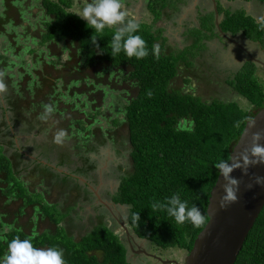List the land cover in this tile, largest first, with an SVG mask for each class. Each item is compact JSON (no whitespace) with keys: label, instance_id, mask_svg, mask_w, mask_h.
<instances>
[{"label":"trees","instance_id":"trees-1","mask_svg":"<svg viewBox=\"0 0 264 264\" xmlns=\"http://www.w3.org/2000/svg\"><path fill=\"white\" fill-rule=\"evenodd\" d=\"M75 1L42 0V6L50 20L43 22L42 29L35 30V37L39 38V47L30 48L26 53L31 55L35 64L41 61L45 64L50 63L49 69L58 70L57 75H54L56 78L52 77V72H48V76L42 75V79L49 87L39 104L37 103L40 100L32 96L33 88H36L35 90L41 88L38 87L40 81L38 73L33 78L31 74L25 72V67L21 66L23 69L18 70V64L11 63L7 56L0 54V61L4 59L0 63V83L4 85L0 91V111L4 118L0 128L9 130L13 127L19 139L15 141L16 135L11 134L6 144L9 150L13 148V158L5 153L3 145L0 146V176H5L4 183L7 184L5 192L2 191L5 184H2L3 187L0 185V204L4 206L8 201L19 199L24 201L26 196L30 198L28 201L33 205L32 208L38 204L34 195L42 193L40 188L38 191L35 188L31 189L25 180L19 179L15 168L22 164L21 159L26 155L23 150L34 149L29 147L36 132L32 125L34 119L39 122V114L45 113L46 103L57 110L56 119L62 118L68 123L79 124L80 134L88 131L93 135L96 132L97 138L104 144L107 139L100 136L102 129L105 128L111 135L113 130L117 129L123 142L126 141L124 138L128 139L132 150L129 170L120 178L113 200L125 206L130 234L144 239L160 249V252L183 249L189 253L198 234L209 220L210 198L221 170L230 161L233 148L238 143L247 122L264 108V85L257 73L258 64L253 60L246 61L230 80L234 91L250 102L251 110L242 108L237 102L202 100L192 92L179 88L181 59L176 54L178 51H172L170 48L171 51H166L165 44L158 43L160 37L154 25L165 17L164 8L167 6L165 4L162 6V0L148 2L152 22L140 21L141 28L138 34L145 39L149 49V55L141 60L135 57L128 58L123 51L112 56L111 39L116 26L106 27L103 33H96L75 11ZM3 2L5 6H13L17 0ZM218 5H221L220 0ZM219 11L224 15L221 26L226 33L235 37L240 36L245 41L255 42L264 48L262 27L264 19L259 21L242 9L228 12L223 8ZM213 17H203L199 26L201 31L207 33L206 29L209 28L210 37L218 35L215 32L217 28ZM195 30L196 27L191 28L188 38H194L197 42L199 40ZM94 39L97 40L99 47L93 43ZM52 43L64 44L69 53V59L65 64H60L64 50L50 52ZM153 45L159 46L158 59L152 54ZM41 48L42 52L39 51ZM21 51V48L17 50L19 54ZM47 52V57H50L51 53L56 56L53 58L55 60L45 62ZM23 73L27 75L25 80L22 78ZM123 73L125 75L121 76ZM107 75L109 78L113 77L110 79L114 82L129 83L128 87L124 88L130 93L128 102L123 107L124 120L119 117L110 120L108 111L101 109L106 103V95L102 88H97V85L104 84L115 88L113 83L106 81ZM120 77L123 79H119ZM59 82L64 85V89L60 91L57 90ZM134 82L137 91L135 94ZM148 93H151V96ZM77 94L83 96L81 98L83 100H71L72 104L65 103L69 100L66 96L73 97ZM64 97L66 98L63 99ZM118 98L121 100L122 97L119 95ZM50 115L52 112L47 118H50ZM100 115L108 124L111 121V125L109 124L111 128L96 123ZM237 123L239 127H236ZM179 128L190 130L180 131ZM79 133H74L77 138H80ZM98 144H89L95 155L90 154L82 158L84 166L74 170L87 174L86 180L90 178L89 174L101 165L97 158L106 145ZM37 158L38 160L25 158L29 160L27 169L40 181L48 180L47 168L52 169V166L42 165L39 161L40 156ZM14 159H18L17 162H14ZM222 161L226 164L222 165ZM27 169L24 168V172ZM54 173L49 174L50 177L54 176ZM79 179L81 178L75 177L71 187L75 188L78 185L80 190L92 193ZM64 182L70 184L65 179ZM174 193H179L182 200L188 201L189 206L196 204L200 207L206 217L205 222L199 226L188 221L178 224L165 211L152 208L154 202H163ZM46 202L55 210L46 211L45 224L49 227L37 232L38 235L32 241L34 246L41 248L58 246L64 251L66 264H133L129 259L127 237L123 238L103 219L97 224L93 222L92 229L76 239L69 228L73 227L75 220L83 217L82 209L76 212L74 218L70 216L73 208L65 211L56 203L47 200ZM133 213L140 214L139 222L133 220ZM66 219L69 221L68 226L65 225ZM42 220L38 219L40 222ZM3 227V222L0 221V260L7 251L6 241L17 236L21 239L28 238L32 234L19 229L4 232ZM235 264H264V208Z\"/></svg>","mask_w":264,"mask_h":264},{"label":"rangeland","instance_id":"rangeland-1","mask_svg":"<svg viewBox=\"0 0 264 264\" xmlns=\"http://www.w3.org/2000/svg\"><path fill=\"white\" fill-rule=\"evenodd\" d=\"M89 2L90 0H76L74 4V6L76 5L75 11L77 13H82L83 8ZM121 2L122 9L128 14L127 18H138L141 22H152V12L148 9L149 0H121ZM213 3L214 2L212 0H162V6L163 4L167 6L164 8V10L166 9L165 17L160 21L158 20L154 27H156L157 33L161 34L163 30L165 31L163 35L166 38H163V40L165 41L166 51H169L170 49L172 51H178L176 54L180 56L181 59L180 75L178 77V80L180 81L179 88H181V90L192 92L193 95L200 97L202 100L211 101L216 99L225 102H237L242 108L251 110L252 106L250 102L239 93H236L232 85H230V80L233 78L235 73L238 72L242 64L247 61H242L245 59V57H243L245 56L244 52H242L240 48H237L240 50L236 52L233 51L234 49L232 51L228 50L230 49L229 45L223 43H221V48L218 52V38L216 36H209V28L206 29L208 33L200 30L199 17L205 15L206 12H209V10L213 8L212 6L215 5ZM220 3L223 6H219V8H224L225 10H228V12L229 10L232 12L242 9L245 10L248 15L250 14L258 20L264 18V2H260L258 0H220ZM182 6H187L186 8L188 9L184 8L186 11H184L183 14H186V18H189V21H191L183 26L181 25L182 22L180 24L174 23L180 22V17L177 16L182 13L179 11ZM203 8H208L209 10L205 12L203 11ZM3 10L4 2L3 0H0V54L7 56L11 63L13 62L18 64V70H22L25 67V72L31 74L33 78L36 77V73H38L37 77L40 80L38 87L41 88H38L37 90H35L36 88H33L32 96L34 99L40 100L37 103L39 104L42 101L41 99H44V94H46V91H48L49 87L47 82L42 79V75L45 74V76H48L47 73L52 72L53 76H51L54 77V75L57 73L56 70H58V68L55 67L56 70L54 68L49 69V66L51 65L49 62L55 60L53 58L56 56L54 57L51 53H49L50 57H47V52L44 61L48 62L49 64H45L42 61L35 64V62L32 61L31 55L26 53V51L30 48L39 47V38L37 36L35 37V30L42 29L44 27L43 22L49 21L50 16L46 15L45 9L42 6V0H17L13 6H8L7 10ZM205 16L209 17L211 15L207 14ZM159 23L163 27L158 28ZM193 27H196L195 34L198 36L199 40L197 42H195L194 38H188V32ZM37 35L40 36L39 34ZM182 39H184L185 42H183ZM240 40L242 39L240 38ZM245 45L252 49L261 51V46L255 42H248V40H246ZM51 46L52 48L50 52L53 53L64 50L60 59V64H65L69 59V53L67 49H65L64 44L59 43V45H56L52 43ZM19 48L22 49L21 54L17 52ZM44 49L47 51L46 48ZM42 50L43 48H41L39 51L42 52ZM3 60H1L0 63L3 62ZM257 66L259 79L264 85V66L261 64ZM26 73H23L22 78L24 80L25 77L27 78ZM124 75L125 73H123L121 76ZM106 78V81L113 83L116 89L108 87L104 84L100 86L97 85V88H102L106 95V103L103 107H101V109L108 111V117L110 120L115 117H119L121 120H124L125 114L123 107L128 102L130 96L129 91H126L124 88H126V86L128 87L129 83H123L122 81L114 82L110 79L113 77L109 78L108 75ZM119 79H123V77H120ZM88 80L90 81V79ZM135 83L136 82H134V94L137 93L135 89ZM63 89V83H57V90L60 91ZM64 92L65 94L67 93L66 91ZM119 95L122 97L120 98L121 100L118 98ZM77 96L79 95L77 94L73 97L66 96L70 101L68 100L65 103L72 104L71 100H83L81 99L83 96ZM59 100L61 99L59 98ZM45 105L47 104L45 103ZM56 113L57 110L55 111L53 108V116L50 115V118L41 119L42 114H39V122H36L34 119L32 128H35L34 130H36V132L35 135H33L32 144L29 145V147H34V150H36V155L40 156L39 159H41L42 165L45 166L46 164H50L52 166V169L47 168L48 180L45 179V184H42L40 179L34 177L33 173L30 174L31 171L27 169L28 161L25 158L21 159L22 164L15 168L19 179L23 181L25 180L26 184L31 189L35 188V190L38 191L39 187H41L40 190H42V188L47 185L48 190L52 191V193L51 195L47 196V194L43 193L42 191L41 194L34 195L36 197L35 199L38 201V204H36L35 208H32L33 205L30 204L28 201L30 198L27 196L24 198L25 202L22 199H19L16 201L13 200L11 202L8 201V204L4 206L0 204V221L3 222L4 232H9L10 229H19L26 230L29 233H37L39 230L47 229L49 227V225L46 226L45 224L47 222L38 221V217H43L45 219L47 214L46 211L49 212L55 210L46 202V197H48V202L58 204L59 208L62 210L66 211L68 208H73V210L70 211V216L74 218L76 212H80L83 207V217L80 220H75V223L77 224L76 228L73 226L69 229L73 232L76 239L86 235L92 229L91 223L95 222V217H97L95 208H92L96 197L93 196V194L89 195V193L85 192L84 190H80L78 185L75 188H69V186L64 182V179L67 181V183H70V185H73L75 177L86 180L85 177H87V174L74 170H77V168H80L82 165L84 166L83 161H81L82 158H86L90 154L95 155L94 151H92L90 148V145L93 143H99L98 145H106L103 146L104 149L102 154H98L97 159L101 161V165L93 170L91 173L92 175H90V179L93 178V180H95V182L92 180V182H94V187L97 185V182H99V176H104V178L107 179V182L105 183L106 191L104 192V196L102 198L108 202L113 201V195L117 191L118 185L121 181L120 178L124 176L129 170V162L131 159L130 152L132 151L131 145L128 142V139L124 138L126 140L125 142H123V139L121 140V136L118 135L117 129H114L115 131L113 130L112 135L105 128L102 129L101 132L105 134L100 132V136H104L107 139L106 143L103 144L102 141L97 138L96 132H94L93 135H91V133L88 131L80 134L79 130L81 127H79V124H72L71 122L68 123L62 118L56 119ZM3 121L4 118L2 112L0 111V123H3ZM110 122L109 124L111 125ZM96 123H101V125L106 128L110 127L107 123V120L104 121L102 115H100V118L99 120L97 119ZM61 130L65 132V136L61 137L60 141L57 142L55 137ZM75 132L79 133L80 138L75 136ZM9 133L10 129L6 130V128H4V130H1L0 128V146L3 145L6 149L5 153L9 157L13 158V148L9 150V148L6 146L10 138ZM17 160L18 159H14V162H17ZM24 168L27 169L25 172ZM53 172H55L57 176L61 178L56 179V174L50 177L49 174H53ZM4 177L5 176L3 175L0 176L1 186L2 184H5ZM34 184L36 185L34 186ZM6 185L7 184H5L4 187L2 186V191L4 192L7 191ZM123 207L124 208H117L115 210V214L120 216V219L124 222V225H128V221L125 220L127 218V213L125 212L126 209L125 206ZM85 210H87V213ZM89 211L90 213H88ZM100 212L105 217L107 223L111 224V226L123 238L127 236L125 232L126 230H124L120 223L113 220V216L110 215L108 211H103L100 208L99 213ZM67 219L65 223L66 226L69 225V221ZM79 224H85V226L80 227ZM146 245L148 246L147 250L149 251V254L158 255L163 260L176 259L182 263L185 261L188 255V252L183 249H176L174 252H160V249L155 248L149 242H145V246ZM135 254L139 253L135 252ZM132 263L164 264L162 261L147 256H135L134 260H132Z\"/></svg>","mask_w":264,"mask_h":264},{"label":"water","instance_id":"water-1","mask_svg":"<svg viewBox=\"0 0 264 264\" xmlns=\"http://www.w3.org/2000/svg\"><path fill=\"white\" fill-rule=\"evenodd\" d=\"M216 10V26L222 35H226L221 27V18L217 0H213ZM231 42L244 48L234 38ZM245 49V48H244ZM251 55V54H250ZM253 61H259L251 56ZM264 64V62L260 61ZM264 131V108H262L245 126V129L234 146L228 175L221 170L213 187L208 213L209 220L198 234L192 250L184 262L176 259L163 260L158 255L149 254L164 264H235L248 235L254 227L264 208V184L256 182L257 177H264V164H251L250 149L253 145V134ZM264 144V140L260 141ZM235 179L237 185H231ZM229 187L236 190L235 201L228 198ZM127 235L129 229L123 224Z\"/></svg>","mask_w":264,"mask_h":264},{"label":"clouds","instance_id":"clouds-1","mask_svg":"<svg viewBox=\"0 0 264 264\" xmlns=\"http://www.w3.org/2000/svg\"><path fill=\"white\" fill-rule=\"evenodd\" d=\"M84 19L87 25H90L96 33H103L106 27L116 26V30L111 39V55L115 56L123 51L128 58L135 57L137 60L146 58L149 55V49L145 39L138 34L141 28V22L138 18H127L128 14L122 9L121 0H90L83 8L82 13H77ZM264 27V25H262ZM96 44L97 40L94 39ZM152 54L159 58V46L153 45ZM4 85L0 83V91ZM151 96V93H148ZM53 111L50 105H45V113L41 115V119H47V116ZM236 127H239L237 123ZM180 131L190 130L179 128ZM65 136V132L61 130L55 137L59 142L61 137ZM264 140V131H258L253 134V145L250 149L251 164H264V144L260 141ZM226 164V162H221ZM231 171L230 167H224L222 174L228 175ZM256 182L264 184V177H257ZM231 185H237L235 179L231 180ZM234 187H229L228 198L235 201L236 196ZM152 208L163 210L167 215L175 220L178 224L186 221L192 222L199 226L205 222V215L201 208L196 204L189 206L187 200H182L179 193H174L166 197L163 202H154ZM132 218L135 222H139L140 214L133 213ZM38 233L33 232L30 237L21 239L19 236L12 238L7 242V251L0 264H66L63 249L58 246L52 247H36L32 241Z\"/></svg>","mask_w":264,"mask_h":264},{"label":"flooded vegetation","instance_id":"flooded-vegetation-1","mask_svg":"<svg viewBox=\"0 0 264 264\" xmlns=\"http://www.w3.org/2000/svg\"><path fill=\"white\" fill-rule=\"evenodd\" d=\"M218 1V0H217ZM214 4V3H213ZM215 6V5H214ZM220 6H223L222 4L220 5ZM8 9V6H5L4 5V10L3 11H5V10H7ZM218 9H220L219 8V5H218ZM215 7H214V9L212 8L211 10H209V12H206L205 13V15H211V16H214L213 17V20H214V23H215V25H216V13H215ZM219 13H220V18L221 19H223V17H224V15L219 11ZM205 15H204V17H205ZM264 19V18H263ZM263 19H259V21H261V20H263ZM201 22H202V19L200 20ZM200 22V23H201ZM25 26V25H24ZM222 27V26H221ZM216 30H215V32H217L218 33V35H215L217 38H218V41H217V43L219 44V48H217V50H218V52H219V49L221 48L220 46H221V43H223V44H226V45H229V48L230 49H228V50H233L234 52H236V51H238V50H240L241 49V51L242 52H244V55L245 56H243V57H245V59H243L242 61H244V60H253L252 59V57L251 56H253L254 58H256L257 60H259V61H255L258 65L259 64H261V65H263L264 66V64H262V63H260V61L262 62H264V48L261 46V51H259V50H255V49H252V48H250L249 46L247 47L246 45H245V43H246V41L243 39V38H241L240 36H232L231 34H229V33H226L224 30V32H225V36L224 35H222L221 34V32L219 31V29H218V27L216 26ZM223 29V28H222ZM230 38H234V40L235 41H237V42H239L241 45H243L244 46V48H242V47H240V46H238V45H236L234 42H231V40H230ZM240 38L242 39V40H240ZM216 43V44H217ZM237 48H240V49H237ZM251 54V55H250ZM242 57V58H243ZM20 128H22L23 126H19ZM11 129H10V135L11 134H15L16 135V131L14 130V128L13 127H10ZM24 137H26V135H23ZM31 136V135H30ZM19 139L17 138V135H16V138H15V141H18ZM23 152L24 153H26V155H24V158H27V159H29V160H38V158H37V156H36V150H32L31 151V149H29V150H23ZM37 158V159H36ZM26 159V160H27ZM29 160H27L28 162L27 163H29ZM39 161H41V159L39 160ZM97 171V170H96ZM98 172V171H97ZM92 173V172H91ZM89 174V175H92V174ZM99 173V172H98ZM42 175H43V172L41 173ZM54 174H56V173H54ZM56 179L57 178H61V177H58L57 176V174H56ZM42 178H43V176H42ZM98 179H99V182H97V185L94 187V182H95V180H93V178L92 179H88V180H84L83 178L82 179H79V181L80 182H82L85 186H87L88 187V189L92 192V193H89V195L90 194H93V196H95L96 197V200H95V202H93L94 203V205H92V208H95V210H96V212H97V217H95V222L94 223H98L101 219H103L105 222H107L106 221V219H105V217L103 216V214L100 212L99 213V209L101 208L103 211H108V213L110 214V215H112L113 217V220H115V221H117L118 223H120L121 224V226L124 228V226H123V224H124V222L120 219V216L119 215H116L115 214V210L117 209V208H120V207H122V208H124L123 206L124 205H122V204H120V203H116V202H114V200L113 201H110V202H108L107 200H105L104 198H102L103 196H104V192L106 191V186H105V183L107 182V179H105L104 178V176L102 177V176H99L98 177ZM92 180L94 181V182H92ZM41 182H42V184L44 183L45 184V180H41ZM57 182H58V180H57ZM104 184V185H103ZM103 185V186H102ZM69 186V188H71V186L72 185H68ZM85 191V190H84ZM111 192H113V191H111ZM65 194H67V193H65ZM101 194H102V196H101ZM99 196V197H98ZM86 211V213H87V210H85ZM82 212H83V207H82V211H81V214H82ZM126 212V211H125ZM88 213H90V211L88 212ZM83 216V215H82ZM39 218H42L43 220H42V222H45L44 221V218L43 217H38V219ZM46 220V222H47V219H45ZM125 220H127L128 221V218H126ZM109 224V223H108ZM76 223L73 225L74 226V228H76ZM110 225V227H112L111 226V224H109ZM79 226L80 227H84L85 226V224H79ZM91 226H92V223H91ZM126 227H127V225H125ZM128 228V227H127ZM124 230H125V228H124ZM126 232V231H125ZM127 234V233H126ZM127 237V243H128V247H129V259L132 261V260H134V258H135V256L136 257H140V256H147V257H150V258H153L152 256H149V251L147 250V245L145 246V242L146 243H148L147 241H145L144 239H140V238H137V237H133V235L131 234L130 236L129 235H127L126 236ZM140 241V242H139ZM143 243V244H142ZM135 252L136 253H139V254H135ZM132 257V258H131ZM153 259H156V258H153ZM156 260H158V259H156Z\"/></svg>","mask_w":264,"mask_h":264},{"label":"crops","instance_id":"crops-1","mask_svg":"<svg viewBox=\"0 0 264 264\" xmlns=\"http://www.w3.org/2000/svg\"><path fill=\"white\" fill-rule=\"evenodd\" d=\"M213 1V0H212ZM218 2V1H217ZM187 6H182V8L181 9H179V11H181L182 13L181 14H179L177 17H180V22H174V23H178V24H180L181 22V25L183 26V25H185L186 23H188V22H191V21H189V18H186V14L184 15L183 13H184V11H186L185 9H188V8H186ZM213 7V9H214V7L215 6H212ZM185 8V9H184ZM209 9L208 8H203V11H208ZM203 17H204V15H202ZM202 16H200L199 17V21L201 20V19H203V17ZM198 22V21H197ZM201 22V21H200ZM161 23V22H160ZM159 23V26H158V28H161V27H163V26H161V24ZM154 29H155V31H156V27H154ZM165 31L163 30L162 31V33L160 34V33H158L159 34V37H160V39H159V44H161V45H163V44H165V41L163 40V38H166L164 35H163V33H164ZM183 40V42H185V40L184 39H182ZM184 44V43H183ZM49 186V185H48ZM39 188H41V187H39ZM41 192L43 191V193H46L47 194V196H49V195H51V193H52V191H49L48 190V187H47V185H45L44 186V188H42V190H40ZM46 200H48V197H46ZM49 201V200H48ZM54 204V203H53Z\"/></svg>","mask_w":264,"mask_h":264}]
</instances>
